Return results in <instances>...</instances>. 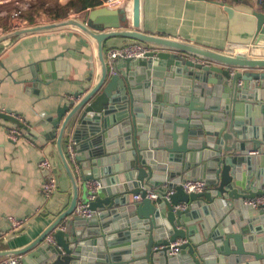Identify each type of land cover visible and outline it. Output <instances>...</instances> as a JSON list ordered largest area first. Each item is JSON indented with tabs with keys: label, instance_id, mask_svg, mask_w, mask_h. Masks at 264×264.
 Returning <instances> with one entry per match:
<instances>
[{
	"label": "water",
	"instance_id": "water-1",
	"mask_svg": "<svg viewBox=\"0 0 264 264\" xmlns=\"http://www.w3.org/2000/svg\"><path fill=\"white\" fill-rule=\"evenodd\" d=\"M189 1L218 6L229 21L233 44L247 53L144 31L143 0H133L132 26L127 7L99 6L82 19L0 35L1 51L5 42L24 35L71 28L96 46L99 62L93 86L60 106L44 134L57 150L55 158L48 157L57 178L48 208H57L64 196L60 166L71 185L68 204L27 245L0 250V259L20 257L22 264H264V206L245 203L264 196V12L247 4ZM129 45L150 52L125 60V72L110 75L107 52ZM0 118L30 134L16 116L0 112ZM76 120L90 128L84 140L75 137L76 156L70 160L66 137ZM101 144L103 154L94 156ZM100 158L113 165L100 167L108 161ZM186 178L205 179L207 190L186 193L180 185ZM93 182L100 187L93 189ZM167 182L175 190L169 200L162 199ZM152 189L162 197L159 202L146 198ZM131 196L141 199L131 201ZM79 203L96 219L75 215ZM225 209L232 219L222 218ZM179 239L186 243L177 256H169L170 245Z\"/></svg>",
	"mask_w": 264,
	"mask_h": 264
},
{
	"label": "crops",
	"instance_id": "crops-1",
	"mask_svg": "<svg viewBox=\"0 0 264 264\" xmlns=\"http://www.w3.org/2000/svg\"><path fill=\"white\" fill-rule=\"evenodd\" d=\"M110 3L103 1L101 6H109ZM239 4L251 5L261 11L254 0H244ZM111 7L119 9L118 6ZM127 13V22L132 26L130 11ZM142 13V29L149 33L176 35L233 53L248 51L240 44H233L229 21L216 5L189 0H143ZM63 18H37L32 14L28 18L23 16L22 27L36 26L42 20L56 22ZM0 21V34L15 30L13 19L3 7H0ZM5 44L6 48L0 51V112L14 114L30 134H21L20 138L12 140L10 131L22 129L0 118V250L27 245L54 220L58 210L68 204L71 185L62 166L58 178L59 189L64 196L60 202L57 201V208H48L53 196L46 200L42 194L47 173L40 169L39 162L43 157L57 156L54 141L46 140L44 134L50 129L49 121L56 117L58 108L72 100L75 94L89 90L99 72L96 46L81 32L71 28L28 34ZM125 69L126 61L122 60L118 63L117 72L124 73ZM260 117L264 127V113ZM89 128L88 124L80 125L76 120L68 131V143L74 144L75 137L78 141L84 140ZM103 146L101 144L94 156L103 154ZM112 165L108 160L100 167L106 169ZM131 201L137 200L131 196ZM201 205L205 206V203ZM96 217L97 214H92L88 219ZM231 217V212L225 209L222 218L226 221ZM13 220H24L23 226L32 220L36 222L12 238L11 234L17 231L13 229ZM219 221L213 219L215 224Z\"/></svg>",
	"mask_w": 264,
	"mask_h": 264
},
{
	"label": "built area",
	"instance_id": "built-area-1",
	"mask_svg": "<svg viewBox=\"0 0 264 264\" xmlns=\"http://www.w3.org/2000/svg\"><path fill=\"white\" fill-rule=\"evenodd\" d=\"M107 1V0H106ZM111 2L110 4L113 6H118L119 7H127L130 5L131 0H108ZM115 1V2H114ZM217 1H224V0H217ZM234 3H239L243 0H228ZM257 4L258 7L262 6L264 4V0H254ZM114 2V3H113ZM109 5V6H111ZM13 19V27L15 29L22 28V12L20 10L14 11L11 13L10 16ZM0 26H1V21H0ZM1 28V27H0ZM1 35V34H0ZM148 52H150V49L145 48L140 45H129L124 48H118V49H111L107 52V60H108V65H109V73L110 75H115L117 74L118 70V63L120 61H125L128 59H140L143 58ZM14 116V114H12ZM21 133L18 130H13L10 131L9 137L12 140H17L20 138ZM68 156L70 160H74L76 153L75 150L73 149V144H69L68 148ZM39 167L41 170L45 171L47 173V177L45 181L42 184V194L44 195L46 200H49L52 198L54 192L57 189V178L53 173V168L51 165V162L49 158L43 157L40 162H39ZM182 186L183 190L190 194V193H202L207 190L208 184L205 179L203 178H186L183 182L180 183ZM90 186L93 189H98L100 187V183L98 182H93L90 183ZM161 189L165 193L163 198L159 195L157 189H152L147 192L146 198L154 201V202H159L160 199H166L169 200L170 196L175 193L174 189L169 188V183H165L162 185ZM134 199L139 201L141 199L140 196H134ZM247 205H251L252 207L259 209L262 206H264V196L257 197L255 199L247 200L245 202ZM178 208L185 209L186 205H180ZM75 215L84 217V218H91L92 213L87 210V205L83 203H79L77 206V209L75 211ZM24 220H13V229L18 230L23 226ZM61 230L65 229L64 225L60 226ZM47 240L49 242H54V238L52 235H49ZM186 243V240L179 239L176 242L172 243L170 245V248L168 250V255L169 256H177L179 253L178 248ZM0 264H21V258L20 257H11V258H6L2 259L0 261Z\"/></svg>",
	"mask_w": 264,
	"mask_h": 264
},
{
	"label": "rangeland",
	"instance_id": "rangeland-1",
	"mask_svg": "<svg viewBox=\"0 0 264 264\" xmlns=\"http://www.w3.org/2000/svg\"><path fill=\"white\" fill-rule=\"evenodd\" d=\"M69 1L71 0H0V7L1 8L3 7L4 10L6 11V14H9L10 16L12 12L20 10L22 12V18L23 16L25 18H28L32 16V14L36 15L37 18H54L55 16L61 15V10L65 8L64 6L67 3H69ZM220 2L232 3L228 0H224ZM239 3H234V4H239ZM80 13L81 12H75L74 10H71L68 12V14L65 15L66 17L64 16L62 20L71 17L84 18L85 12L84 14H80ZM53 22L54 20L53 21L42 20L41 24L53 23Z\"/></svg>",
	"mask_w": 264,
	"mask_h": 264
},
{
	"label": "trees",
	"instance_id": "trees-1",
	"mask_svg": "<svg viewBox=\"0 0 264 264\" xmlns=\"http://www.w3.org/2000/svg\"><path fill=\"white\" fill-rule=\"evenodd\" d=\"M103 1L102 0H71L65 6L64 8L65 10L62 11L61 15H58L57 18H63L70 10H74L75 12H83V11H88L89 9L99 7L103 4ZM232 3L234 4V2ZM260 9L261 11L264 12V4L260 6Z\"/></svg>",
	"mask_w": 264,
	"mask_h": 264
},
{
	"label": "bare ground",
	"instance_id": "bare-ground-1",
	"mask_svg": "<svg viewBox=\"0 0 264 264\" xmlns=\"http://www.w3.org/2000/svg\"><path fill=\"white\" fill-rule=\"evenodd\" d=\"M128 9L130 11L129 15H130L131 24H133L134 23V12H133L134 11V3L133 2L128 6Z\"/></svg>",
	"mask_w": 264,
	"mask_h": 264
}]
</instances>
